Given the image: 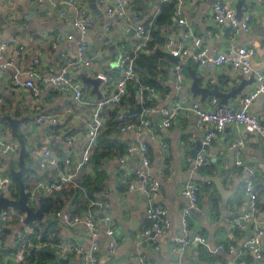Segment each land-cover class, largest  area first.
Wrapping results in <instances>:
<instances>
[{
	"label": "crops",
	"instance_id": "obj_1",
	"mask_svg": "<svg viewBox=\"0 0 264 264\" xmlns=\"http://www.w3.org/2000/svg\"><path fill=\"white\" fill-rule=\"evenodd\" d=\"M77 1L80 7L87 10L88 19L93 22L87 38V53L93 57L94 63L89 71L90 75L87 74V76L95 78L99 74L105 75L109 92H111L121 76L118 68L121 53H131L139 43V37L136 32L128 31V17L122 19L116 16L109 17L106 14V7L117 0H106V4L97 6L94 0ZM217 1H222L234 9L236 17L240 20L248 14L251 15V30L244 32L215 24L213 6ZM175 2L176 10L180 9L181 16L175 14L174 27L165 31L166 37L173 40V46L169 47L166 42L162 46V53H171V50L178 48L180 44L188 47L192 53L197 51L192 39L184 37V31L187 28L191 29L194 35L202 38V48L215 57L230 48H254L256 52L252 60L254 75L242 77L233 73L228 67L199 70L193 63L186 62L187 70L184 67L183 82L178 88L173 72L176 63L169 59L158 77L161 89H156L154 100L151 103L155 112L150 113L148 109H143L145 115H140L134 112L139 106H132L134 107L132 108L124 102L119 107L110 110L118 109L117 114H126L128 118L130 117L128 119L130 122L139 121L142 118H149L152 121L157 140H153L145 133L136 135L121 132L116 119L114 120L116 128L111 137L118 140L119 144L126 149L130 143L143 142L149 146V156L152 159L151 175L160 181L162 189V195L157 203L168 211L172 227L168 233L155 241L144 236V231L150 224L145 216V210L150 205V201L143 194L128 192L129 179L141 166L142 156L136 155L123 164L119 159L126 152L122 156L109 159L103 166L105 173L100 179L103 181L104 190L98 200L107 201L111 206V214L115 219V238L119 241V247L113 256L107 255L104 249L110 239L103 234L100 243L105 246L101 253L100 264H136L132 257L140 254L146 257L148 264H216L218 261L223 264H239L234 256L226 251H220L219 245L234 244L240 248L256 233L254 221H248L244 230H237L230 221L231 218L245 215L249 209L248 199L243 189V174L241 169L235 165L238 151L233 147V143L245 136L246 130L243 126H229L209 146L204 145L206 131L196 128L195 118L189 111V107L193 100L209 105L214 97H208L203 102L201 96H195L192 93L193 80L190 70H195L201 78L202 87L213 90L218 86L223 93L232 92L243 82H250L252 78L256 79L255 74L264 72L263 0H175ZM162 3V0H131L130 14L138 13L142 23L147 24L159 16ZM69 11L71 15L68 18H62L58 10L47 3L39 4L32 0H0V30L3 32L0 43L8 37L14 39L12 46L4 53L0 64L6 61H14V63L19 61L22 66L29 68L38 57H41V72L45 73L43 76H46V71L49 69L58 70L63 62L59 57L60 53L62 51L70 53L72 58L75 56L76 45L80 40V35L72 27L73 9ZM239 12L243 15H239ZM182 18L186 21V25L179 24ZM109 23L113 25L107 31L104 27ZM70 35H73V40L67 39ZM57 37L61 39V42L58 48L54 49L53 41ZM16 74L15 66L10 67L5 75L0 73L2 88L0 92V136L6 141L19 142L13 136L12 126L6 119L9 117L17 121L24 120V123L20 125L19 134L26 138L27 155L25 159L29 172L25 178L37 179L36 183L26 191L28 193L33 190L40 179L49 182L54 179L52 170L45 172L39 170L33 148H49L61 161H64L69 149L80 154L86 146L85 134L91 122L92 113L100 100L93 93L91 85L84 84L86 86L84 101L78 103L71 95L57 92L49 84H42L39 81L36 82V86L41 89V94L39 99H35L31 95V90L23 86L28 77L19 76L16 81L18 85H14ZM77 77L81 80L79 74ZM237 78H240V83H236ZM256 87V81L246 84L242 93L236 99H230L228 105L222 104L221 99L215 98L218 99L220 107L239 110L243 98ZM103 89L104 86H102V91ZM36 106H40L42 112L52 115L57 122L37 124L35 121ZM162 109H170L174 113L172 126L168 129L162 125ZM250 114L257 116L264 123V95L253 104ZM71 135L75 136V141L69 145L67 138ZM160 142L167 144L168 148L162 149ZM199 145H201L200 149H198ZM97 147H100L99 143L94 153ZM193 152H196V157ZM200 155H204L209 164L202 167L199 175L194 177L195 164ZM243 162L245 166L254 169L257 174L256 188L260 194V213L257 221L264 229V141L261 137L252 136L246 141ZM91 166L93 173L81 174L75 184L83 186L84 178L97 176L92 164ZM11 169L16 171L20 169L19 158L17 160L15 157L0 155V172L10 174ZM189 180H196L202 188L199 195L200 207L189 218L188 233L191 237L202 236L207 245L192 242L183 253L174 254L172 252L173 240L184 234L182 212L188 202L182 196V189ZM216 181H220L222 189L217 186ZM19 190L20 188L18 189L14 183L13 200L19 198V196L16 198ZM37 196H39L38 200L46 197L43 191H38ZM68 208L75 210L71 204L66 209ZM102 218L103 216L100 215L97 220H100L102 233H105L106 226L101 221ZM5 229H9L11 233L3 235L0 245V264L13 263L16 236L22 231L26 233L28 231L27 234L30 237L32 232L29 227H22L16 217L11 218ZM60 229V242L67 245L78 244L85 248L90 246V236L84 227L69 228L60 224ZM30 240L36 245L32 239ZM262 249L264 251V238ZM58 250V264H82L72 249L58 248ZM247 261L248 264H264L252 257H248Z\"/></svg>",
	"mask_w": 264,
	"mask_h": 264
},
{
	"label": "built area",
	"instance_id": "obj_2",
	"mask_svg": "<svg viewBox=\"0 0 264 264\" xmlns=\"http://www.w3.org/2000/svg\"><path fill=\"white\" fill-rule=\"evenodd\" d=\"M39 4L47 3L54 9L58 10L60 17L68 18L71 14L69 9H73L72 27L80 35V40L77 42L75 56L71 58V54L61 52L59 57L63 61L58 70L49 69L45 73L41 72L42 61L38 57L31 67L21 65L19 61H6L0 64V73L5 75L10 67L15 66L17 74L14 78V85L19 76L28 77V80L23 84L27 89L31 90V95L35 99H39L41 89L36 86V82L47 83L57 92L69 94L74 101L81 103L84 101L86 86L78 79L77 74L84 72L90 75L89 71L93 66L94 59L89 56L88 51V35L93 26L92 20L88 19L86 9L80 7L77 0H32ZM166 2L168 0H162ZM264 6V0H263ZM96 4H106V0H96ZM131 0H117L114 4L106 7V14L109 17L126 18L128 17V31H134L139 37V43L131 53H121L118 68L121 71V76L117 79L113 89L109 92L108 80L105 75L99 74L95 78L102 79L100 90L102 99L98 102L96 109L92 113L91 122L85 134L86 146L80 154H76L69 149L61 161L55 153L49 148H33V151L38 160V167L41 172L52 170L54 179L52 181L40 179L32 191L27 193L28 205L36 210L35 205L38 202V191L45 192L46 196L51 195L56 191L69 189L74 185L81 174H92L91 159L94 149L99 143L101 135L107 130L110 122V110L119 107L122 101L129 96V84L137 79L135 71V61L141 55H151L152 50L150 43L152 41L150 31L145 24L142 23L141 16L138 13L130 14ZM176 16H181L180 9L175 11ZM213 20L219 26H228L233 30H242L249 32L251 30V15H247L241 20L236 17L234 9L226 5L222 1H217L213 6ZM180 25H186V21L182 18L179 20ZM112 23L105 25L107 31L112 27ZM131 26V27H130ZM0 30V37L2 36ZM184 37L192 39L197 51L191 52L188 47L180 44L178 48L172 49L171 54L179 59V62L174 65V81L179 88L183 82V73L186 62L193 63L199 70L211 69L214 67H228L233 73L242 77H250L254 75L252 60L256 54L255 49L251 47L230 48L225 53L219 54L217 57L208 53L202 48L203 40L201 37L194 35L191 29L185 28ZM73 40V35L67 37ZM14 39L6 38L3 43H0V61L6 50L12 46ZM61 39L55 38L53 48L57 49ZM172 48L173 40L168 39L167 43ZM23 50V48H21ZM17 64V65H15ZM257 87L249 93L241 101L239 110L225 108L219 106L217 98H212L209 105H204L199 100H193L190 104L189 111L195 118V126L199 130L206 131L204 145L209 146L212 141L219 135L223 134L229 126H243L246 130L245 136L233 143V147L238 151V158L235 162L237 168L241 169L243 174V189L247 196L248 212L243 216L231 218V224L237 230H244L248 221H254L255 235L246 240L240 248L234 244H220L218 249L226 251L228 254L235 257L239 264H248L247 258L252 257L254 260L264 262V251L262 249V240L264 238V229L257 221L260 213L259 200L260 194L256 188V172L254 169L244 165L243 152L246 141L252 136H259L264 141V123L255 115L250 114V109L256 100L264 95V72L255 74ZM240 78L236 79V83H240ZM102 86L104 89L102 91ZM2 88L0 86V92ZM156 89L145 84L138 87L136 99L141 106L151 104L154 100ZM152 105V104H151ZM37 116L35 121L37 124L56 123L52 115L41 111L40 106H36ZM150 113L155 112V109L149 108ZM163 127L168 129L172 126L174 113L170 109H162ZM124 113H119L116 118V123L120 125L121 132H130L136 135L143 133L147 134L153 140H157L155 136V128L149 118H142L139 121L130 122ZM23 129V127H21ZM75 141V136H69L67 143L72 145ZM162 149L168 148L167 144L160 142ZM21 146L16 141H6L0 136V155L7 157L19 158ZM136 155L142 156L141 166L135 171L134 176L129 179L128 192L143 194L149 201L150 205L145 210L146 219L149 221V226L144 231V236L152 239V241L164 236L172 227L168 211L159 206L157 201L162 195L161 183L151 175L152 159L149 156V146L146 143H130L126 149V153L120 157L119 161L123 164L129 158H134ZM208 161L204 155H200L196 161L194 169V177L199 175L202 167L208 165ZM14 180L11 174H3L0 172V198L6 197L13 200ZM201 185L196 180H189L182 189V196L187 200L188 204L182 212V227L184 234L176 237L173 240L172 252L174 254L183 253L192 242H197L202 245H207L206 240L200 235L190 236L189 218L194 211L199 210V195ZM103 216V224H105V233H102V224L97 220L98 216ZM12 217H16L22 227H29L25 224L27 215L22 211H15L12 208H4L0 214V245L3 240L5 228ZM52 217L65 227H84L85 231L90 236V246L85 248L82 245H67L60 242L59 249H72L80 258L82 264H100L103 245L100 239L103 234L110 239L104 249L107 255L113 256L119 247V241L115 238V219L111 214V206L109 202L96 200L91 203V206L76 215L73 209H64L52 215ZM35 221L32 223L33 228L41 230L42 222ZM28 233V231H27ZM26 232L22 231L18 234L14 244V261L7 264H23L25 258L34 248H41L43 245H34ZM1 247V246H0ZM136 264H148L144 255H135L132 257ZM112 264V263H108ZM174 264V263H170ZM216 264H223L217 262Z\"/></svg>",
	"mask_w": 264,
	"mask_h": 264
},
{
	"label": "trees",
	"instance_id": "obj_3",
	"mask_svg": "<svg viewBox=\"0 0 264 264\" xmlns=\"http://www.w3.org/2000/svg\"><path fill=\"white\" fill-rule=\"evenodd\" d=\"M176 6L175 0L163 2L159 16L153 21L145 24L151 34L152 41L150 43V48L153 52L151 55L143 54L135 61V71L138 74V79L131 83L129 86V96L122 101L129 104L131 107L136 105L137 107L139 106L136 96L138 87L141 84L148 85L155 89H161L158 77L162 73L167 60H169L161 51L162 46L169 39L166 37L165 31L174 27ZM185 69L187 70L186 67ZM141 107L144 110L149 109L151 108V104ZM117 113L118 109L110 111L111 122L109 123V128L100 137V147H97L91 159V164L97 176H89L83 180L81 179L84 183L83 186L74 184L69 189L53 192L50 196L42 197L38 200L35 209L41 210L44 215V221L42 222L41 230L32 229L30 239H32L36 245L44 244L45 246L33 249L31 253L26 256L23 264H58V245L61 239V223L54 219L52 215L66 209L69 204L74 207L76 215H79L82 211L88 209L92 202L98 200L99 195L103 193V181L100 178L104 177V164L109 159L115 156H122L126 152V148L122 144H119L118 140L111 137L113 130L116 128L114 120L117 118ZM22 138L26 141L25 136H22ZM28 178H25V176L23 177L26 191H28L37 180ZM14 183L19 189V184L17 182ZM18 196L19 193H16V198ZM28 226L33 228L32 224ZM10 233L11 231L9 229H5L4 234Z\"/></svg>",
	"mask_w": 264,
	"mask_h": 264
},
{
	"label": "water",
	"instance_id": "obj_4",
	"mask_svg": "<svg viewBox=\"0 0 264 264\" xmlns=\"http://www.w3.org/2000/svg\"><path fill=\"white\" fill-rule=\"evenodd\" d=\"M94 3L96 4V0H94ZM97 6V4H96ZM239 15H243L241 12H239ZM240 20V19H239ZM105 28V27H104ZM104 28L102 29L104 33ZM109 40V39H108ZM110 41V40H109ZM168 59L173 61L174 63H178L179 59L175 58L171 53H163ZM191 76H192V88L191 91L195 96H201L202 101L205 102L208 97H217L221 99V103L224 105L229 104L230 99H236L238 95L242 93V91L245 88V85L250 82H255L256 79L252 78L250 82H243L237 89H234L230 93H223L220 91L219 87H215L213 90H209L208 88L202 87L200 85L201 78L197 75L195 70H190ZM79 78L85 85H91L93 87V93H95L98 96V99H102V92L100 91V86L102 84V79L100 78H93L90 76H87L84 72L79 74ZM137 112L140 115H145L143 108L141 105H139ZM12 126V134L13 136L20 142L21 145V151L19 155V164L20 169L18 171L11 169L10 174L12 179L19 184V198L17 200H10L6 197L0 198V214L4 208H12L15 211H22L24 212L27 217L25 220V224L29 225L35 221H41L44 219V215L41 212L40 209L34 210L28 205V196L25 189V184L23 182V177L29 172L28 167L26 166V155H27V146L25 140L22 138V135L19 134V128L22 123H24V120H16L11 119L7 117L6 119ZM201 148V145H199L198 149ZM197 149V150H198ZM196 152H193L194 157ZM211 182V181H210ZM219 188L222 189L220 181L215 182Z\"/></svg>",
	"mask_w": 264,
	"mask_h": 264
}]
</instances>
